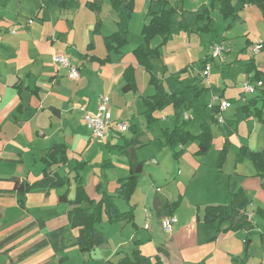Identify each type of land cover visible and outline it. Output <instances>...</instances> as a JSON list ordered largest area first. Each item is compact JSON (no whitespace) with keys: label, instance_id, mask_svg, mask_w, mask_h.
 Listing matches in <instances>:
<instances>
[{"label":"crops","instance_id":"1","mask_svg":"<svg viewBox=\"0 0 264 264\" xmlns=\"http://www.w3.org/2000/svg\"><path fill=\"white\" fill-rule=\"evenodd\" d=\"M139 1L141 0H0V165H3V163H19L23 167L26 159H28L27 157L23 159V155L20 153L22 151L20 146L23 144H25L24 148L29 151V154L36 153L38 155L42 165L40 177L34 181L30 179V170L26 175L6 177L0 175V264H17L16 260H22L29 255L34 247L45 241L44 239L16 257L7 258L6 256L8 252L5 250V246L9 240H12L17 234L22 233L30 226L35 225V223L41 228L45 226L44 221H35L28 216L27 220L19 225L20 220L11 219L8 215L10 207L12 211H16L17 208L26 209L24 202L23 206L18 202L19 194L15 190V180L28 184L40 180L44 169L43 158L56 144L67 146L69 162L66 165L54 166L52 170L61 177L71 179L72 183L68 198L70 201L75 198L76 183L73 177L77 164L74 169H70L71 164L75 161L70 155L73 154L74 158L78 155L82 156L87 146L85 143L75 146L79 136L76 127H74L77 125L75 112L85 128L83 123L84 113L96 112L99 97L108 95L104 92L109 91L114 86L116 88L119 84V88L125 97L121 101L124 112L120 115L126 120L124 121L112 111L114 124L117 122L127 123L129 117L133 122L137 113L144 115L146 108L143 104V98L146 97H143L137 79L141 67L136 63L133 51L143 43L142 28L150 21L151 14L157 13L161 9V3L158 0H142L143 3L139 7ZM165 1L168 2V7H180L182 10L178 11L172 18V32L174 30L176 32L180 30L186 32L196 31L207 23V21L199 22L195 18V20H192L195 21L196 28H194V24L190 25L186 22L188 21V15V18H193L192 15L196 17L206 9H210L211 0ZM130 2L133 6L131 14H129L131 6H124V3L129 4ZM188 3L192 5H188ZM88 5H92L93 8ZM254 8L256 7H243L234 22L221 18L226 23L225 42H227L228 35L236 29L234 24L237 21H242L241 24L246 25L251 16V13L248 12H255L253 11ZM215 10H217V6L209 13L213 25L210 31L207 32L213 30L215 19L212 14ZM99 22L100 26L97 28ZM229 24L231 26L227 28ZM184 28H187V30ZM116 32L125 33L128 44L121 49L119 54L111 53L109 55L110 59L102 63L100 60L106 59L108 55L105 38ZM172 32L167 49H171L173 43H175ZM243 34L248 38L249 28ZM157 39L155 40L157 41ZM262 41L264 40L259 39L257 44ZM246 45V48L243 49L245 55L252 53L254 42L247 39ZM99 51L101 54L97 55ZM60 54L67 55L72 65L79 69L80 77L78 80H70L66 69L57 70L53 58L55 55ZM239 58L236 55L230 63L237 65L240 62ZM205 60L203 59V61ZM226 61H228L227 56L224 57L223 63ZM249 61H254L256 68L264 74L263 52H259L255 56L252 55L245 62ZM129 66H133L135 69V79L138 87L136 93H125L122 90L125 84L124 71ZM82 69L87 72V76L81 74ZM202 70L203 65L197 71V79H200ZM141 75L143 80L149 83V74L145 71V74L141 73ZM250 77L251 75H246V81ZM131 93L133 98L126 99ZM96 94L98 95L96 96ZM224 95L225 93L222 91L221 97L224 98ZM260 96V90L254 92V96L249 98L245 95L244 103L253 102L254 105L256 103V108L259 109L258 103L262 102ZM83 101L86 106L81 107L80 103ZM141 105L143 109H141ZM138 107L140 110H138ZM250 111L252 110L250 109ZM187 112L182 114V122H192ZM186 116L188 119H186ZM250 119L253 120L254 118ZM216 120L219 124L217 118ZM182 122L180 119L175 120L174 126ZM127 125L129 127L125 132L129 131L132 135L124 137L126 133L111 132L108 139L105 140L107 144H104L110 156L107 167H111L113 172L118 169L123 174L122 177L116 178V188L119 186L118 180L129 175V158L127 155L118 154V149L128 146L134 139H137L141 147L152 143H161L155 140V137L154 140L149 139V142L142 140L134 124L127 123ZM189 128L188 130L192 133ZM85 129L87 130V128ZM87 134L94 140L88 130ZM97 144L103 145L101 143ZM191 144L193 142L189 145ZM247 146L242 145L243 148L251 152L264 150V145L254 147L257 145L253 146L252 140ZM187 147L188 144L176 147L175 151L179 152V155L171 166L161 163L155 159L156 157H153V160H157L156 164H148L145 160H141L139 156L137 157L144 163V170L139 179L136 193L140 182L145 177L148 178L146 184L150 183L151 187L147 186L144 195L142 192L140 196H136V193H134L128 202V210L122 211L127 212L132 208L134 209V221L132 223L120 222L116 225H110L108 221L105 222L104 216L102 224L98 226L108 242L107 246L100 249L103 250L102 255L109 263L115 260L118 262L124 257H130L134 250H139L142 255L153 260L159 259L163 264H232L235 256L240 258V260L238 259L240 264H254L262 261L264 255V220L256 212L258 209H264V188L262 186L264 180L260 177L259 172L247 157L244 156L246 159L242 160L240 153L235 161L233 173H230L231 169L226 166L218 170L216 167L207 166L205 163H202L203 168L198 171L195 168L196 160L207 155H197L198 142L196 146H191L193 148H190L189 152ZM138 153L139 150H136V155ZM78 162L86 164L82 172L84 185V174L89 162L85 160L76 163ZM146 166L149 167L147 170L145 169ZM174 168L176 174L173 177ZM148 169L150 170L148 171ZM206 169H209L208 176H206L208 171ZM190 176H192V179L188 183L187 177ZM197 176L198 178H196ZM158 177H162V183ZM206 177L207 181H205ZM192 185L191 194L188 195ZM201 185L204 186L203 189H201ZM84 188L88 194L85 185ZM239 189H243L249 199V205L244 215L251 222L252 229L249 232H223L229 226L228 223L220 227L221 231L205 224L203 221L204 208L209 205L229 204L231 194ZM61 191L64 192L65 189L62 188ZM30 193H35L37 197H40L39 200L44 205L49 204L52 195L51 189ZM196 194L197 196L204 194L207 200L203 203L193 201L191 197ZM111 196L114 197V200L117 197L115 194ZM142 196L143 198H141ZM156 200L160 205L161 203L178 201H180V204L175 210L169 211L160 205L156 207ZM57 201L59 203V197ZM140 202H142L141 205ZM64 206L65 209L62 215L58 212L55 213L58 219L68 220L67 226L60 229L70 228L69 213L73 206L67 203ZM57 209L59 210L58 206ZM26 212L28 215L27 209ZM166 216H173L176 219L172 233H165L162 230L161 221ZM105 223H107V226H103ZM76 234L75 238L78 237V230H76ZM255 239H259L258 244ZM247 240H249L248 246H246ZM235 250H237V253H233Z\"/></svg>","mask_w":264,"mask_h":264},{"label":"rangeland","instance_id":"2","mask_svg":"<svg viewBox=\"0 0 264 264\" xmlns=\"http://www.w3.org/2000/svg\"><path fill=\"white\" fill-rule=\"evenodd\" d=\"M142 3V0L139 1V7H141ZM189 4L191 3H188V5ZM253 11L255 12H248L251 13V16L248 19L246 25L241 24L242 21H237V23L234 24V27L236 29L228 35L227 42L224 41V36L226 35V23H224L223 19H221L222 17L218 10H215L212 14L215 20L214 27L211 32H186L184 30H180L178 32L174 30L172 32L171 30L172 34H174L175 43H173L171 49L166 48L168 44L164 46L161 49L162 58L154 62V65L157 69L158 77L162 81L164 89L167 92L181 93L188 99V102L194 104L193 108H191L187 112V115H189L192 120V122L190 121V123L188 124V128L190 127L189 129L192 131V133L197 134L199 130L198 126H200L201 123L206 120L209 121V118L211 116H214L217 119H221L223 117L225 120L224 124H217L216 122L211 123V128L213 132V146L209 153L206 154V157L196 160L195 168L198 171L203 168L202 163H205L207 166L216 167L218 170L222 169L223 166H226L228 169H231L230 173H233L235 161L237 160L239 153L241 154L242 160L246 159L243 153H241V149L243 148L242 145L247 146L250 140H252L253 146L257 145L254 147L264 145V122H260L257 118L254 117L253 114L248 115L244 110L245 106L248 105L247 103H244V96L247 95L248 98L250 96H254V93H244V84L246 82V75H248L244 70L248 64V62L246 63L245 61L248 60L252 55L255 56L256 54L252 50V53H248L245 55V50L243 49L247 46V39L254 42L253 48H255L259 39L264 40V19H262L261 11L258 10L257 7L254 8ZM192 16L193 18H188V15V21L186 23H189L190 25L194 24L193 26L194 28H196L194 23L195 21L192 20H195V18L197 19L198 16ZM248 28L249 35L247 38L243 33L244 31H247ZM159 42L160 38H158L157 41L155 40L153 42V47L159 45ZM211 43H217L220 45H227L228 43V50L231 51V53L226 52L225 54V56H227L228 61H226L227 63H223L222 61H220L219 58L211 59V72L209 76V81L203 79L202 76L200 77V79H197V71L201 69L203 59L210 60L211 53L209 51V47ZM100 54L101 52L99 51L97 55ZM236 55L240 57V62L237 65H233V63L231 64L230 61L232 60V58H235ZM138 72H140V74H138L137 79L139 85L141 86V91L144 95L143 97H148L149 95L155 94L156 91L154 87H149V83L145 82L142 78L141 73L145 74L143 68L141 67ZM81 74L83 76H87V72L84 71V69L81 70ZM148 79H150V76L148 77ZM262 79H264V74H262ZM253 85L255 86V84ZM222 91H224L225 93V95L223 96L224 98L221 97ZM104 94H108L111 98L112 111L115 113V115L121 117L120 114L124 112L121 106V101L125 97L119 88V84L116 88L114 86L109 91L104 92ZM97 95L98 94H96V96ZM213 97H221L229 103L228 110L222 113V115L217 113L214 114L212 112L210 104ZM132 98V93L129 97H126V99L129 100ZM80 106H86V103L83 101L80 103ZM258 108L262 109V116L264 119L263 102L258 103ZM141 109H143L142 105ZM250 109L252 110L251 112L254 113L257 108L254 107V104H251ZM138 110H140L139 107ZM179 114L180 111L177 112L174 111V109L168 107L162 111H157L154 114L156 117V121H154L151 126H149L148 120L146 119L145 115L142 116L138 113L136 115V119H134L133 122L132 119L129 117V121L127 123H130V125L131 123L134 124V126L138 130V135L141 137L142 140H154L155 138L157 139L162 136L163 129L173 127L175 124V120L178 121V119H180V121L182 122V114ZM75 118L77 125L74 127H76V132L79 133L75 146H79L82 143L87 144V146L82 156L78 155L74 158L73 154L70 155V157H73V159L75 160L74 163L71 164L70 169H74V166L77 164V161L83 162L87 160L89 162V166L84 174V185L87 189L90 198L99 201L103 196V192H107L110 195L115 194V188L117 187L116 178L122 177L123 174L118 169L113 172L111 171V167L102 166V162L104 160L110 159L109 152L106 151V145H104L107 144V142H99L95 139L92 140L87 134V130L85 129L86 127H83L82 121L76 112ZM121 118L124 121L126 120L123 117ZM250 118L254 119L252 120ZM128 127L129 126L127 125V129ZM130 135H132V133H129L128 131L126 135H124V137H129ZM97 143H101L104 146ZM190 143L191 142L188 143L187 147L188 152L193 148H191L192 145H197V142H193V144L189 145ZM160 144L152 143L151 145L148 144L137 149L139 150L137 157L139 156L141 160H145L148 164H152L153 157H156L155 159L159 160L161 163L168 164L167 166H171V164H173V161H176V158L173 154V150L169 147L164 146L162 143ZM20 147L22 150L20 151V153H22L23 159H26L25 157L28 158L26 159V163L24 164V166L22 167V164L19 163H3V165H0V175L5 177L26 175L28 170H30V179L31 181H34L38 179L40 177L39 175L41 174L42 165L39 161V157L36 153H34L33 155L29 154V151L24 148L25 144L21 145ZM164 148H166V150H164ZM70 152H72V150H70ZM221 156H224V161L222 166H219V160ZM192 158L194 157L192 156ZM140 159L138 158V160L142 162ZM147 168L149 167L146 166L145 169L147 170ZM149 170L150 169H148V171ZM206 170H208L206 175L208 176L209 169ZM175 174L176 169L174 168L173 177L175 176ZM198 176L196 178H198ZM158 179L162 183V177H158ZM191 179L192 176L187 177V181H189L188 183H190ZM147 180L148 178L145 177L140 182L138 192H135L136 196H140L141 192L144 195V192L147 190V186L149 188L151 187L150 183L146 184ZM205 181H207V177ZM100 184H102L101 191L97 190V187ZM192 188L193 185L192 187H190L188 195L191 194ZM203 188L204 186L201 185V189ZM50 189L52 195L49 200V204L46 203L44 205L39 200L40 197H37L35 193H30L29 195H25L23 197L24 205L29 212L28 215L26 209L17 208L16 211H12L10 207L8 217L11 219L16 218L17 221L20 220L19 225L25 222L28 216L29 218L31 217L35 221H44L45 226L41 228L38 224L35 223V225L30 226L29 228L25 229L22 233L17 234L16 237H14L12 240H9L5 246V250L8 252L6 255L7 258L21 255L22 253L31 249L33 246L37 245L39 242L46 239V237L50 233L60 229L61 227L67 226L68 220L66 219V221H63L61 218L58 219V216L55 214L58 212L62 215L65 209V203H58L57 201L59 195H61L63 192L61 191L62 187H55ZM141 198H143V196ZM191 199H193V201H199L198 203H203L207 200L204 194H201L199 196H197L196 194L195 196H192ZM115 203L118 205L121 211L128 210V202L115 197ZM141 204L142 202H140V205ZM57 206L59 210L57 209ZM105 222H107V219ZM103 226H107V223H105ZM75 235H77L76 229H70L68 231V234L64 241L65 248L59 252H55L52 246L48 245L34 255L30 254L31 256L28 255L22 260H15L17 264H112V262L113 264L119 263V261L116 262V260L109 263L106 258L102 255L103 250H101L100 248H97L96 251L93 253L91 252L82 254L80 252L79 247L75 245L77 239L75 238ZM255 240L258 244L259 239ZM233 253H237V250H235ZM62 258H64L65 261L60 263V259ZM238 259L240 260V258L235 256L233 259L234 262L232 264H240ZM254 264H264V255L262 257L261 262Z\"/></svg>","mask_w":264,"mask_h":264},{"label":"trees","instance_id":"3","mask_svg":"<svg viewBox=\"0 0 264 264\" xmlns=\"http://www.w3.org/2000/svg\"><path fill=\"white\" fill-rule=\"evenodd\" d=\"M181 2L183 0H180ZM161 3V9L157 13L151 14L150 21L144 25L141 31L143 43L138 46L134 51L133 55L136 63L142 67L150 76L149 85L154 87L155 94L150 97L143 98V104L145 109L144 115L148 120L149 126L156 121L154 114L157 111H162L165 108L172 107L175 111L179 112L180 115L193 108V103L188 102V99L181 93L167 92L162 81L158 77L157 69L154 62L162 58L161 49L168 44L169 37L172 30V18L178 12L182 11L180 7H168V2L165 0H158ZM93 8L92 5H88ZM124 6H131L129 14L132 13V2L125 4ZM211 8L206 9L201 15L197 17L199 22H205L206 24L199 27L197 32L210 31L212 24L211 17L209 16L210 11L217 6L221 17L224 20H231L234 22L238 18L239 11L245 6H255L262 14L264 19V0H211ZM180 9V10H179ZM100 22L97 23L99 28ZM231 24L227 26L230 28ZM187 30V28H184ZM160 38L159 45L153 47L152 42ZM107 46V58L100 60L102 63L107 62L110 58L111 53L119 54L121 49L128 44V40L125 37V33L116 32L105 38ZM212 44V43H211ZM261 45V51L264 53V41L259 43ZM96 59V58H93ZM207 59L202 62L203 68L206 65ZM245 71L248 75H251L250 83L262 82V71L256 68L254 61H249ZM124 86L122 88L125 93H136L138 91L135 69L133 66H129L124 71ZM261 92V101L264 107V86L257 88L256 90ZM250 102L245 106V112L253 114L260 122H264L263 111L256 109L255 112L250 111ZM256 103L254 107H256ZM212 112L218 114L217 108H213ZM211 121V122H210ZM217 123L214 116L209 118V121H204L199 126L197 134H192L188 130V124L190 121H183L180 124L175 125L171 129H164L162 136L155 139L160 141L164 146L169 147L173 150L174 157L177 158L179 152L175 149L177 146H185L189 142H198L199 150L197 155H206L213 144V134L211 123ZM137 139H134L129 143L128 146L121 147L118 149L120 154L127 155L129 158V175L126 178L118 180V188H116L115 195L129 202L136 192L139 179L144 170V163L140 162L136 155V150L140 148ZM241 153L247 157L256 170L259 172L260 177L264 180V150L258 152L247 151L246 148L241 149ZM44 169L42 178L35 181L32 184L20 183L15 180V190L19 194V204L23 206L22 197L27 193L48 190L50 188L62 187L65 189L64 193L59 196V202H64L73 206V209L69 213L70 228H62L50 233L45 241L39 243L34 249L29 252V255L39 251L40 249L51 245L55 252H59L65 248L64 241L70 229L78 230V237L75 245L79 247L80 252L91 253L97 248L107 246V239L105 235L98 229L103 222L104 216L106 217L110 225H116L120 222L132 223L134 221V209H130L127 212L120 211L119 207L115 203L114 197L109 195L107 192H103V196L99 201L92 200L84 188L82 182V172L86 167L85 163L78 162L74 169L73 180L76 183L75 198L73 201L69 200V192L71 187V179L68 177H61L55 173L52 168L54 166L66 165L69 162L68 148L64 144H56L51 148L45 157ZM224 156H221L219 160V166H222ZM109 161L106 160L103 163V167H107ZM102 184L98 185L97 190L101 191ZM264 188V183H263ZM180 204V201L174 203H158L155 201L156 207L160 205L162 208L169 211L175 210ZM249 205V199L246 192L243 189H239L230 196V202L227 205H209L204 208L203 221L210 227H215L218 231L220 227L228 223L229 226L223 232H238V231H250L252 229L251 222L248 221L247 216L244 215ZM257 215L264 219V209H258ZM246 246L249 244V240L246 241ZM247 250V247H246ZM65 259H60V263L64 262ZM118 264H163L159 259L153 260L150 257L144 256L139 250H134L130 257H124L119 261Z\"/></svg>","mask_w":264,"mask_h":264},{"label":"built area","instance_id":"4","mask_svg":"<svg viewBox=\"0 0 264 264\" xmlns=\"http://www.w3.org/2000/svg\"><path fill=\"white\" fill-rule=\"evenodd\" d=\"M229 47L227 45H220L217 43H212L209 47L210 51V60H207L206 65L204 66L201 76L203 79L209 81V76L211 72V59L219 58L220 61L224 62V57L226 52L229 53ZM261 51V45L257 44L253 49L255 54H258ZM53 63L56 66L57 70L66 69L68 72V78L70 80H78L80 77L79 69L72 65L69 57L65 54L55 55L53 58ZM264 85L262 82H259L257 85H253L250 81H246L244 84V93L252 94L256 91L257 88H262ZM246 99V98H244ZM210 108H217L220 115L228 110L229 103L222 99L221 97H213ZM186 119L188 117L186 116ZM219 124H224L225 120L222 117L218 119ZM83 123L87 130L90 132V135L93 139L104 142L110 136L111 132L117 134H123L127 130L126 123H116L114 124L112 120V110H111V99L108 95H102L99 97L98 106L96 112H85L83 116ZM157 163L156 160L152 161ZM251 218V216H250ZM176 223V219L173 216H166L161 221L162 230L165 233H172L173 225Z\"/></svg>","mask_w":264,"mask_h":264}]
</instances>
